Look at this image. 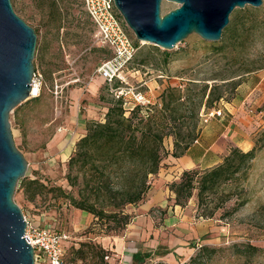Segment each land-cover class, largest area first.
<instances>
[{
  "label": "rangeland",
  "instance_id": "1",
  "mask_svg": "<svg viewBox=\"0 0 264 264\" xmlns=\"http://www.w3.org/2000/svg\"><path fill=\"white\" fill-rule=\"evenodd\" d=\"M11 1L37 33L33 62L45 79L40 96L29 97L10 113L15 143L28 161L24 177L70 190L65 177L68 160L85 133L87 118L92 110L98 112L96 118H103L108 103L102 98L114 94L98 72L112 52L97 38L83 0H57V6L53 0ZM179 5L163 0L162 14ZM137 45L136 56L125 71L126 79L156 104H160L167 86L185 90V98L174 114L180 132L195 130L199 138L203 128L213 130L221 124L217 119L230 123V133L222 141L225 150L221 161L201 168L207 176L186 205L194 217L192 222L202 227L197 237H187V246L194 248L192 256L202 245H208L217 251L205 264H264V255L248 263L234 249L235 244L245 243L264 249V0L261 6L235 8L219 40L191 33L172 49L144 41ZM95 81L98 91L92 93L90 85ZM214 109H222V115L206 122L203 116ZM170 138L175 143L174 136L167 137L165 150ZM21 182L22 178L14 198L24 215L35 224L51 226L70 236L64 264H121L110 248V258L107 254L103 259L95 255L103 246L99 241L103 234L89 232L93 215L68 207L51 194L31 200L20 188ZM206 226L212 229L205 232ZM192 231L191 227L185 234L169 229L164 238H186ZM90 240L94 246L88 257L70 261L73 248ZM171 250L165 243L158 245L145 264L190 261L191 257L185 261ZM169 251L176 259L173 262L167 258ZM128 259L132 260L130 255Z\"/></svg>",
  "mask_w": 264,
  "mask_h": 264
},
{
  "label": "trees",
  "instance_id": "2",
  "mask_svg": "<svg viewBox=\"0 0 264 264\" xmlns=\"http://www.w3.org/2000/svg\"><path fill=\"white\" fill-rule=\"evenodd\" d=\"M52 3L57 6V0ZM136 42L139 41L136 39ZM184 98L185 90L170 85L162 91L160 104L137 105L128 110L122 97L103 96L108 103L103 118L95 117L87 122L85 133L68 160L65 177L70 190L26 177L22 178L20 188L31 200L51 194V198L68 207L91 213L94 218L89 232L107 235L126 229L133 219L128 207L146 200L151 178L161 170L167 154L166 138L174 136L175 156L197 139L195 130L183 134L177 127L174 114ZM201 170L181 169L174 174L169 188L175 194V204L187 205L207 176ZM93 246L92 240L82 242L73 248L70 261L86 259ZM99 249L95 254L98 258L109 254L104 246ZM234 249L248 263L264 255V249L252 243L235 244ZM216 251L202 245L186 264H205Z\"/></svg>",
  "mask_w": 264,
  "mask_h": 264
},
{
  "label": "water",
  "instance_id": "3",
  "mask_svg": "<svg viewBox=\"0 0 264 264\" xmlns=\"http://www.w3.org/2000/svg\"><path fill=\"white\" fill-rule=\"evenodd\" d=\"M180 5L162 14L163 0H115L139 41L174 48L191 33L219 40L237 7L261 6L263 0H170ZM37 33L0 0V264H36L35 248L25 237L27 221L14 195L28 161L16 145L11 111L30 97L35 72Z\"/></svg>",
  "mask_w": 264,
  "mask_h": 264
},
{
  "label": "crops",
  "instance_id": "4",
  "mask_svg": "<svg viewBox=\"0 0 264 264\" xmlns=\"http://www.w3.org/2000/svg\"><path fill=\"white\" fill-rule=\"evenodd\" d=\"M90 90L92 93H96L98 82H92ZM97 113L92 110L87 121L97 117ZM217 120L221 121V124L213 130L203 128L200 137L177 156L173 155L175 147L173 139L170 138V145L167 146V154L162 160L161 170L151 178L152 185L146 200L138 205H130L127 209L133 214L132 222L122 233L100 237L99 241L105 248L114 251V257L120 259L121 264H133V262L145 264L144 260L152 249L164 243L169 245L175 255L183 256L185 261L192 256L194 248L187 246L189 243L187 237H197L202 227L198 222H192L194 217L186 206L175 204V194L170 190L169 183L173 180L174 174L181 169L209 168L221 161V153L225 150L222 141L230 133L228 130L230 123L222 122L223 118ZM78 210L89 213L81 209ZM158 219L161 221L156 223L155 220ZM190 227L194 232L192 231L190 236L187 234L186 238L175 235H171V239L164 238L169 229L185 234L189 232ZM204 229H207L204 231L208 232L212 227L208 229L206 226ZM171 251L167 253L169 255L167 258L173 262L176 259L173 254H170ZM128 255H130L131 261H129Z\"/></svg>",
  "mask_w": 264,
  "mask_h": 264
},
{
  "label": "built area",
  "instance_id": "5",
  "mask_svg": "<svg viewBox=\"0 0 264 264\" xmlns=\"http://www.w3.org/2000/svg\"><path fill=\"white\" fill-rule=\"evenodd\" d=\"M84 8L92 20L96 36L107 47L112 55L104 60L98 72L111 86L116 97H122L124 106L130 110L137 105L153 104L154 101L146 92L137 89L126 79V69L134 60L138 45L132 30L115 4V0H83ZM119 82V85H116ZM30 97L41 95L45 79L42 73L35 70L32 78ZM222 109H214L205 114L204 120L208 122L213 116H221ZM27 227L25 237H29L35 248V263L64 264L66 243L70 236L51 226H40L31 221L26 215ZM106 258H110L107 254Z\"/></svg>",
  "mask_w": 264,
  "mask_h": 264
}]
</instances>
